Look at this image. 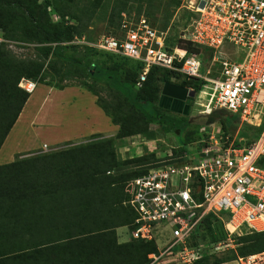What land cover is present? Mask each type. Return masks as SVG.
I'll return each instance as SVG.
<instances>
[{"label":"trees","instance_id":"trees-1","mask_svg":"<svg viewBox=\"0 0 264 264\" xmlns=\"http://www.w3.org/2000/svg\"><path fill=\"white\" fill-rule=\"evenodd\" d=\"M64 1L68 0H0V28L7 38L14 36L18 29L25 39L47 44L48 46L42 48L46 57L52 55L58 59L62 58L65 42L72 40L85 28L81 15L75 10L81 0L76 1L73 6L68 3L66 7H61L60 3ZM101 1L88 0L91 8L86 10L90 18L95 14L97 4ZM176 3L179 5L181 0H177ZM51 6L58 9L62 18L60 21L52 20L48 11ZM131 9L145 14L154 25L161 29L170 26L168 22L160 25V21L150 13L140 10L130 3V0H123L112 7L111 21L114 20V16L118 17L114 24L119 29L113 35L120 34L121 13ZM16 12L21 13L19 18L14 15ZM185 12L187 18L182 15L183 22L177 21L178 25H186V21L192 15L186 9ZM68 17L79 21L82 25L69 23L66 20ZM173 25L176 26L174 23ZM176 42L191 52L203 53L206 59L212 56L208 48L195 46L186 39L176 37L171 46H174ZM9 56L1 47L0 148L31 95L18 87L19 81L23 77L37 80L43 68V64L34 61L22 64L21 67L10 64L7 62ZM135 63L139 66V72L128 71L123 81L116 68L104 70L92 65L90 72L94 77L107 74L119 80L126 89V95L131 103L136 100L157 102L160 72L166 69L153 67L143 87L136 89L135 83L143 64L139 61ZM180 80L181 86L192 88L196 93L199 92L203 83L201 79L181 78ZM39 82L43 83L40 80ZM158 105L160 106V103ZM149 114L143 110L127 113L125 116H114L108 113L112 122L119 126L115 138L0 165V264L150 263L148 255L158 252L157 244L154 241L142 239L120 242L117 228L123 226L133 228L132 223L136 217L135 211L123 204L127 199L125 193L127 182L164 163L156 159L154 154L120 160L115 143L116 138L134 135L152 138L154 135L149 131L152 117ZM229 114L233 118L228 117ZM216 121L222 123L226 133H230L233 127L238 126L240 118L226 109L219 108L213 110L207 119L208 123ZM245 127L248 128L247 134L243 132ZM263 130L264 124L253 126L243 123L240 135H246L252 142L262 134ZM187 149L188 146H183L176 152L180 155ZM131 163H137L141 165V168L114 173L113 170L116 168ZM262 163L264 164V158ZM220 220L219 216L209 214L198 227L191 243H214L206 239L205 232ZM236 245L234 249H227L229 255L225 260L212 261L217 257L216 254H219L215 253L206 255L197 264H221L224 261L260 254L264 252V231L254 230L239 235Z\"/></svg>","mask_w":264,"mask_h":264},{"label":"built area","instance_id":"built-area-1","mask_svg":"<svg viewBox=\"0 0 264 264\" xmlns=\"http://www.w3.org/2000/svg\"><path fill=\"white\" fill-rule=\"evenodd\" d=\"M187 2L182 9L192 15L178 38L208 48V59L179 42L171 46L173 24L161 29L136 9L121 13L119 35L104 34L90 45L141 62L136 89L143 87L153 67H160L177 80H203L196 97L208 100L201 104L205 113L226 109L241 123L263 125L264 0ZM3 41L0 34V48ZM19 87L32 94L37 82L22 79ZM243 140L222 127L213 129L200 144L127 182L123 204L136 213L130 238L158 246V252L148 255L149 264H197L206 255L226 250L220 244L191 243L211 213L225 221L231 233L264 230V130L250 143ZM158 235L166 238L163 245ZM262 254L251 255V262Z\"/></svg>","mask_w":264,"mask_h":264},{"label":"rangeland","instance_id":"rangeland-1","mask_svg":"<svg viewBox=\"0 0 264 264\" xmlns=\"http://www.w3.org/2000/svg\"><path fill=\"white\" fill-rule=\"evenodd\" d=\"M76 1L78 0L64 1L62 4L60 3V6L66 7L68 3L73 6ZM176 1L177 0H130V3H133L140 10L150 13V15L160 21V23L158 22L160 25L167 22L169 23L168 25H171V23L173 24L172 19H175L174 24H176V26L173 25L171 29L173 40L176 37H179L181 26H183V24L178 25L177 21L183 22L181 19L182 15L187 18V13H184L185 9H182L181 6L183 3L187 4L188 0H181L179 5ZM119 2H123V0H102L99 4H97L95 14L90 18L89 13H87L88 11L86 10V8H91L89 5L90 2H88V0H81L75 10L79 13V15H81L85 28L83 30L80 29L82 33L76 34L72 40L65 42L62 58L59 59L52 55L49 57L45 56L42 48L47 44H40L35 41L25 39L22 32L18 29L16 30L14 36L7 38L5 32L0 28V34L3 35L4 38L2 49L5 52L7 51L10 55L7 62L20 67L22 64L25 65L31 61L43 64V68L37 80H35L36 82L38 81L37 88L35 92L32 93V97L34 99L30 103V107L33 104L35 107V103L41 104L48 93L47 89L42 87L43 85L38 84L39 80L47 85L55 86L60 89H72L63 93H52L50 95L52 96L51 99L46 100L41 106V110L44 111V114L46 113L44 120H46L48 126H39L41 123H38L35 127L32 126V130L34 131L33 136L25 129L26 132H22L19 136V140L17 142L14 141V144L27 145L30 142H34V140L38 138L34 136L36 132L40 135L38 140H52L56 137L69 138L67 141L58 145H51L52 143L50 141H46V144H48V146L52 149L51 152L75 146L88 145L108 139L98 138V134L94 133L91 136H81L82 134H89L88 128L91 123L87 120H89L88 114L91 113V109L89 108L90 105L86 104L89 106L88 107L84 103H81L84 101L77 99L78 103H75V99L78 95L76 90L78 89L84 92L90 91L93 93L96 96H94L96 101L98 99L97 103L100 110L107 115L109 113L114 116H125L127 113H131L136 110L147 111L151 114L152 118L149 123V131L154 135L152 138L149 139L147 136L140 135L139 137L134 138L125 137L115 139L118 158L123 161L135 159L144 154H154L156 159L159 161L162 160V162L165 163L169 161V159L179 156V153L176 151L181 147H195V145L200 144V141L203 139V136L206 135V132L222 127V123L219 121L211 123L207 122L208 115L210 113H205L204 110L206 108L201 105L202 103H206L208 101L205 98L198 96L191 97L190 93H186V97L188 96L187 102L192 106V110L189 115L185 113V109L182 110L173 103H169L167 105L160 104V106L158 105L163 97L166 99L174 97L167 92H163L165 87L167 88L173 85H181L179 83L181 80H177V78L175 79L173 74L167 70L160 72L161 79L159 80V99L154 103L145 101L140 102L139 100L131 103L126 95V89L121 85L119 80L117 81L113 76H107V74L103 76H99V74L98 77L92 76V72H90V67L92 65H96L97 68L104 70L109 68L118 69V75L121 76L122 81L128 71L139 72V66L133 59L103 53L90 45L95 43V41H97L104 34L117 33L119 29L114 23L117 21L118 17L114 16V20L111 21V12L113 5ZM48 11L54 22L62 19L58 13V9L54 6L49 7ZM20 14L21 13L16 12L14 15L19 18ZM176 14L177 16L174 18L173 16ZM66 20L74 25L79 24V21L69 17L66 18ZM79 25L81 26L82 24L80 23ZM204 63H207V60L204 61ZM22 79L28 78H21L18 83V87ZM88 109L89 111H87ZM105 110H107L108 113ZM29 114L30 113L27 110L24 114L25 118ZM230 115L231 114H229L228 117L233 118V116ZM109 117L111 118V116ZM175 121H177V123ZM237 124L238 126L233 127L230 133H225L233 138H243V143L245 144L250 142L246 135H240L243 123L239 122ZM247 129L248 128L246 127L244 128V134L248 133ZM16 133L18 132H15V135ZM39 144H41L40 141L37 145ZM9 145H13V143H10ZM43 146L44 145H42V149L37 146L39 150L24 153V155L21 156L23 157L22 159L25 160L47 154L48 151ZM139 168H141V165L131 163L123 164L113 171L114 173H121L125 171H133ZM247 232H250V230L245 229L244 233ZM117 233L119 241L127 242L131 240L130 231L127 226L117 228ZM205 233L207 240H212L216 246L220 244V249L226 248V250H221V252L217 251L219 254H216L217 257H215L212 261L215 259L225 260L229 255V251L227 249L231 250L236 248L237 238L239 235H242L237 232L231 233L227 229L226 222L222 220L214 223V225L207 229ZM157 237L159 238L160 245H163L166 238H163L161 235H158ZM238 261L239 263L235 262L233 264H264V253L256 257L255 262H253V260L251 262L250 256L240 258ZM226 262L228 261H224L221 264Z\"/></svg>","mask_w":264,"mask_h":264},{"label":"crops","instance_id":"crops-1","mask_svg":"<svg viewBox=\"0 0 264 264\" xmlns=\"http://www.w3.org/2000/svg\"><path fill=\"white\" fill-rule=\"evenodd\" d=\"M38 84L43 85L42 87L46 88L48 93L45 96V98L43 99V101L41 102V104L35 103V107H34V104L30 107V103L34 99L32 97V94L30 95V97H29L28 101L26 102L22 112L20 113L16 123L12 127V129L9 132L5 142L3 143L2 147L0 148V165L22 159L23 157H21V156L24 155V153L29 152V151H33V150H39L38 148L42 149V145H48L46 143L49 141L52 143L51 145H53V144L58 145V144L63 143L64 141H67L69 139V138H63V137H56L55 139H52V140H41V139L38 140V138H40V135L38 132H36L34 136L38 137V138H36V140H34V142H30L27 145H16V144H14V141L17 142L19 140L20 134L22 132H26L25 129L27 130V132H30V134L33 136L34 131L32 130V126L35 127L36 125H38V123H41V125H39V126H48L46 120H44L46 113L44 114V111L41 110V106L44 104V102L46 100L51 99L52 96H50V95L52 93L53 94H55L56 92L57 93H59V92L63 93L65 91L72 90L70 88L60 89V88H57L55 86L47 85L45 83H40V82ZM76 92L78 93V95L75 99V103H78L77 99L84 101L81 103H84L85 105L86 104L90 105V107L88 105H86V106H88L91 109L90 110L91 113L88 114L89 120H87L88 122L91 123L90 127L88 128L89 134H82L81 136H83V135L91 136L94 133V134H98L97 135L98 138L99 137L100 138H108V139L115 138L117 136L119 126L114 124L112 122L111 118L106 113H104L102 110H100L99 105L97 103L98 99H97V101L95 99L96 96L93 93H91L90 91L84 92V91H81L80 89H78V90H76ZM188 93H191L190 89H189ZM27 110L29 111L30 114L25 118L24 114H25V112H27ZM87 111H89V109ZM15 132H18V133H16V135H15ZM17 134H18V136H17ZM139 136L140 135H134V136H130V137L134 138V137H139ZM74 137H78V136H74ZM39 141L41 142V144L37 145ZM10 143L11 144L13 143V145H9ZM37 146H38V148H37ZM188 149H189V147H188ZM262 231H264V230H262ZM235 262L239 263L238 260H233V261H228L224 264H233Z\"/></svg>","mask_w":264,"mask_h":264},{"label":"flooded vegetation","instance_id":"flooded-vegetation-1","mask_svg":"<svg viewBox=\"0 0 264 264\" xmlns=\"http://www.w3.org/2000/svg\"><path fill=\"white\" fill-rule=\"evenodd\" d=\"M165 91L168 94L173 95L174 97H170L169 99H166L165 97H163V99L161 101V105L162 104L167 105L169 103H173L174 105L178 106L180 109H182V110L185 109L184 111H186L188 109L189 104H188L187 98H186V93H188V92L185 89V87H183L181 85H178V86L173 85V86L167 87Z\"/></svg>","mask_w":264,"mask_h":264},{"label":"water","instance_id":"water-1","mask_svg":"<svg viewBox=\"0 0 264 264\" xmlns=\"http://www.w3.org/2000/svg\"><path fill=\"white\" fill-rule=\"evenodd\" d=\"M185 89L187 90V92L189 91V89H188L187 87H185ZM165 90H166V87H165V89H164V91H163L164 93L166 92ZM184 96H185V95H184ZM190 96H191V97H195V96H196V92L192 90L191 93H190ZM186 98H187V97H186ZM162 99H163V98H162ZM162 99H161V101H162ZM160 104H161V102H160ZM191 109H192V106L189 105V107H188V109L185 111V113H186L187 115H189Z\"/></svg>","mask_w":264,"mask_h":264}]
</instances>
